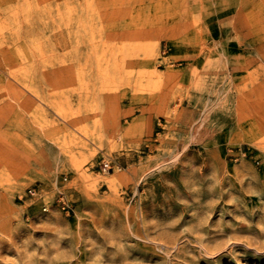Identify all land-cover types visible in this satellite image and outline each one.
<instances>
[{
  "label": "rangeland",
  "instance_id": "1",
  "mask_svg": "<svg viewBox=\"0 0 264 264\" xmlns=\"http://www.w3.org/2000/svg\"><path fill=\"white\" fill-rule=\"evenodd\" d=\"M0 264H264V0H0Z\"/></svg>",
  "mask_w": 264,
  "mask_h": 264
},
{
  "label": "built area",
  "instance_id": "2",
  "mask_svg": "<svg viewBox=\"0 0 264 264\" xmlns=\"http://www.w3.org/2000/svg\"><path fill=\"white\" fill-rule=\"evenodd\" d=\"M110 169H111L110 164H109V163H106V164L104 165V172H109ZM30 193H32V191H30Z\"/></svg>",
  "mask_w": 264,
  "mask_h": 264
}]
</instances>
